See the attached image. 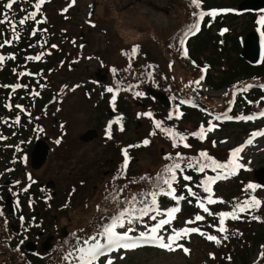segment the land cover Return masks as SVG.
Wrapping results in <instances>:
<instances>
[{
	"label": "rangeland",
	"instance_id": "1",
	"mask_svg": "<svg viewBox=\"0 0 264 264\" xmlns=\"http://www.w3.org/2000/svg\"><path fill=\"white\" fill-rule=\"evenodd\" d=\"M49 1L50 0H46L45 3ZM65 1L66 0H62V3L64 4ZM71 3L72 0H68L65 5L61 7L63 9H68L67 14H62L61 8L57 11L58 8L54 7L52 4H48L49 15L47 16L48 19L58 22L61 20V16L58 12L61 15L66 16L72 10L71 19L68 21L61 20L60 24L63 26L66 24L71 25L69 26L70 30L73 32H71V34L76 42L83 39L89 41L88 46L85 48L79 50L74 49L73 51V53H75L71 56L70 61L71 64H76L77 66L75 69H68L64 78L67 79L68 84H70L71 87L65 91L66 95L61 97L59 105L57 106L58 114L61 117L66 118L68 133L65 138L68 141L70 140V145L66 149L56 148V150L49 156L46 163L35 171V177L38 181H47L52 184L50 191L54 194V197L50 202L52 205L51 210H40L41 215L45 216L44 227L46 229V231H43L44 236H42L40 240L42 242H47L48 238L52 237V235H59V238H63L62 240L66 242L62 244V246H69L68 251L73 250L74 246H77L78 243L82 245L84 239L98 234V232L96 233L94 231L97 226L92 228L90 232H87V225H96L98 222L105 223V217H103L104 215H101L102 212L98 208V202L103 198L102 195L106 194L105 190L107 188L115 190L117 195L123 197V199L121 197V200H125L126 202L128 199L138 194V183L142 177V175H140L142 172H149V170L153 171V175H150L149 173V176H147L153 178L151 181L153 187L148 191L150 192L155 189V177H157L159 171L167 165L164 156L167 153L166 150L168 148L166 146H168V140L159 132H156L155 135L151 134L154 132V122L156 118L164 119V117H166L164 116V112L156 115V117L155 114H153L154 109L157 113L160 111L159 107L152 106L155 105L154 98L144 90H138L136 86L134 87L131 83H127L125 79L126 72H123L121 69L116 68L115 71H113L114 69L111 70L108 81L109 84L101 83L95 78V76L106 75V67H103L105 69L101 70L100 68H102L103 65H107V67L111 68L113 65L112 63L117 57V49L122 45L129 44L135 40L144 41L145 49L147 53H149V57L153 56L155 60L160 61L162 63V71H167L168 66L166 65V58L165 54H163L161 45L181 24V10L176 0H75V3L72 4V6H69ZM92 3L95 5L94 10L96 18L89 19L87 13L89 12ZM238 27H240V24H238ZM82 32H85L84 38L81 37ZM1 49L2 48H0V50ZM141 52L143 51H140V53ZM205 54L207 55L208 53L206 52ZM0 55H2V53ZM236 57L237 54L233 53L232 58ZM143 58L145 60V57H142V59ZM193 65L197 66L195 63H193ZM178 74L181 75V71L178 70ZM171 77V81L166 85L167 90H163L169 96L170 93H172V90H174L176 86H179L175 75L172 74ZM116 78L120 85L132 86V88H125V93L121 94L123 97L120 102L121 108L116 109L115 112H110L107 107L104 108L106 100L98 102L100 96L95 97V103L85 97V92L83 91L84 85L93 86L96 89H100L101 93H105L107 88L116 85ZM187 87L192 91H195V87H197L199 93L210 98L212 105L216 106L218 110L224 111V108L230 106V102L228 103L229 98L226 100L225 89L214 90L205 81H200L199 85H197L192 80H188ZM256 87L258 86L256 85ZM136 93H142V95H136ZM126 95L134 100L126 98ZM246 95L248 94L239 92L238 103L240 102L242 105L240 99H244ZM112 97L113 93L108 92L107 105H111L113 108L115 104L113 105L112 103ZM136 97L146 98L148 99L147 101L151 103L148 106L145 104L139 106L138 104H143V101L141 102L140 100L141 103H137L135 101ZM185 97H187V95L182 92L173 97L177 98L178 100H176V102L182 106L179 109L185 106V104L181 103ZM117 100H119L118 96L116 97L115 102ZM97 102L102 106V111L98 110L99 105L97 106L98 109L95 107ZM220 104L222 106H219ZM241 105L238 106L237 104L236 111L239 113H247L243 112L244 108H242ZM249 105H251L250 102ZM65 107H67V109L64 111ZM249 108H252V106H249ZM120 109L123 110V113ZM146 113H151V116L145 115ZM105 115L107 117H104ZM172 115L176 116V114ZM249 116L258 118L250 121H236L239 125H233L230 123L223 125L220 129L214 128L212 132L207 133V139L202 143L206 145V148L217 155H228L231 153V150L237 148L238 145L242 143L246 137L244 136L245 131L248 128L253 131L252 127L247 126L246 129L245 126L241 125L255 124L259 121L264 122V117H259V115ZM118 117H123L121 124L123 125L124 130H120V124L113 123V138L117 143V148H119V145L121 150L127 148L132 156L128 171L126 173L124 172L125 174L121 171L122 174L120 176H117L118 172L114 170L116 166L119 167L120 165V156L114 148H111L109 144H105L106 141L102 140L101 134V129L106 130L109 122L115 121ZM198 117L209 121V117L205 118L207 116L204 113L203 116L198 114ZM192 121L194 122L195 120ZM211 123L216 124L218 121L213 118ZM200 124L201 122L199 125ZM204 125L205 122L202 126L204 127ZM95 128L98 130L99 136H96L92 141L85 142L79 139L83 133L89 129ZM184 133L186 136L189 134L190 138L193 137L191 133ZM145 139L149 141V144L146 146L143 145ZM201 141L202 140H199L197 143L199 144ZM213 141L216 142V148H213ZM135 145H139V147H129ZM193 150L194 146L189 150L191 151L190 155H193ZM241 157L242 159H239V162L245 166L242 170L249 173L248 185H257L258 183L254 177L253 170L264 166V136L254 139L252 145L244 151ZM222 161L226 160L223 158ZM182 167H184L183 164ZM113 170L115 173L112 172ZM206 170L211 171V169ZM155 172H157L156 175L154 174ZM128 185L130 193H125L124 189L123 191H117L118 186L123 188ZM240 193L241 192L238 194ZM124 195H126V197ZM246 197L247 196H242L240 201L243 202ZM249 197L250 199L254 197L260 200L261 206L259 208H253V210L252 208L246 210L245 213L248 218L250 213L256 214L260 211L261 207L264 206V187L256 188V192ZM204 202L207 205L206 201ZM245 202L250 203L251 201L247 200ZM223 204L226 205V209L230 212L232 207L231 202L224 200ZM159 206L161 210H166L172 207L165 208L161 203H159ZM179 207L181 209V204ZM178 214H180V212L175 214L176 218ZM262 221H264V216L261 219H257L251 228L253 229L260 224H264ZM3 224L4 227H6L7 232L14 231L16 234L19 231V226H16L15 221L12 223L3 222ZM145 225H147V227H145ZM133 226L137 230L134 233H129V235L139 236V233L147 231V228L151 227V224L149 221H140ZM223 227L226 228L227 225L224 224ZM213 228L214 225H212V229ZM249 228L250 226H247V229ZM66 229L67 233L63 232V230L65 231ZM124 230L126 229H118V231ZM172 230L173 229L168 228V226L165 225L164 228L161 229V234L164 235L166 239L168 235L172 234ZM175 230L181 229L179 228ZM240 235L242 240L241 244H244L246 241V233L241 231ZM251 237L249 238L250 241H252ZM97 238L100 239L101 243L104 242L99 236H97ZM189 238L190 236L185 237L184 241ZM183 239L184 238H181V241L177 242V244H181ZM54 240H56V238ZM54 240L52 239V241ZM62 240L57 242L50 250L52 251ZM141 242L146 243L144 241ZM205 245V242L201 240L194 241L191 245L190 253H185L181 248L174 244V251L168 249H144L143 251L136 253L135 248L121 250L117 253L114 251L109 253L107 257L111 258L114 264H207V261H210L208 257L209 255L219 253V245L218 243L208 245V247ZM250 249L251 257L249 264H260L262 253L259 247H256L255 249L251 247ZM232 251L242 253V250L240 249L232 248ZM50 252L48 254L45 253V257L39 256L41 257L40 264L50 263L51 258L47 260V255H49ZM236 256L239 257V253ZM127 257L128 259L124 260ZM100 259L103 260V257ZM217 262L218 261H215L214 263L216 264ZM66 264H69V262ZM96 264H101V262L97 261Z\"/></svg>",
	"mask_w": 264,
	"mask_h": 264
},
{
	"label": "trees",
	"instance_id": "2",
	"mask_svg": "<svg viewBox=\"0 0 264 264\" xmlns=\"http://www.w3.org/2000/svg\"><path fill=\"white\" fill-rule=\"evenodd\" d=\"M176 1L178 2L181 10V24L177 30L173 32L168 39H166L165 42H160L162 43L161 48L163 49V54H165L168 70L165 72L162 71V63L155 60L153 56L149 57L148 53L146 54V58L144 60V58L142 59L141 54L135 55L134 53H131V51H126V49H117V57L113 62L112 69L118 68L123 72H126L125 79L127 83H131L132 86H136L138 90L141 89L146 92L147 87H153L166 91V85L171 81V75L173 74L175 75L179 86H176L174 90H172V93H170L172 101L178 100L173 97L182 92L187 95L185 100H190L195 103L199 102L217 108L212 105L210 98L199 93L197 87H195V91H192L187 87L188 80H192L194 82L197 80L201 73L200 68L202 66L207 67L205 79L207 84L214 90L225 89L226 100L230 97V93L233 88L242 87L244 82L260 79L264 75V60L262 64L253 65L241 57L244 37L251 30L256 28V23H254L255 12H241L238 10L240 3L244 0H202L203 7L206 10H216L219 14L215 18L208 16L204 21L200 32L188 40V56L197 65L196 67L185 59L182 54L180 42L182 33L193 25L196 18V15H193V13H196L198 8L191 4V0ZM35 2L36 0H18L11 10H6L4 8L5 2L0 1V18H2V14L4 13H7L9 17L8 23L0 25V43H2L4 39L13 40L11 45H6L0 51L2 55L9 56L14 54L16 57L15 60H6L4 65L0 66V131L1 134L8 132L7 135L9 138L12 136L6 129V125H2L1 120L4 117L15 116L16 112H10L12 108H15V105L23 104L29 113V116L25 114L26 116H24L21 123L20 130L22 133L18 130L21 137L24 139L28 137L27 125L30 122H33L32 117L48 116L45 106L50 97L51 89L49 87H41V85H47V80L52 79L55 76V68L58 66V63L60 65V63L64 60L66 54L64 49V47H66V43L63 45L61 44L64 41L66 42L67 34L65 29L66 27L68 28L70 24L63 26L57 21L48 19L45 11L37 14V19L44 21L43 23L26 20L25 24H19V20L25 18V15H28V13L32 10V8H30L27 12H25L24 9L27 7H33ZM56 3L57 1L55 0L53 4ZM10 21L15 22L17 27L20 29V39L16 40L12 38L9 27ZM238 24H240V27H238ZM224 29H227V31H223ZM33 31L36 32V35H32ZM222 32L223 34H221ZM52 45H56V47L53 48ZM206 52L208 53L207 55L205 54ZM40 53H44L40 61H31L27 59L30 55L35 56ZM233 53L237 54L236 58H232ZM178 70L181 71V75L178 74ZM25 71L34 75L18 77V73ZM57 76L61 75L57 74ZM16 80L21 81L22 84L28 85V87L23 88L17 95L13 96L10 93L9 88L2 86L13 84L17 82ZM32 90L38 91L40 95L31 97L30 93ZM154 101L155 105L152 106L160 108L159 113H157L155 109L153 110L155 117L156 115H159L162 112L166 113L165 111L169 110L155 99ZM10 102L13 107L11 109L6 108L4 105ZM219 106L222 105L220 104ZM197 113L199 112L187 108L184 117L181 118L182 120L174 121L177 119L176 117H173L172 119L164 117V119L156 118V121H161L162 127L165 128H172L174 130H193L199 125L198 121L200 117L197 116ZM192 120L195 121L193 122ZM245 128L247 129V126ZM154 132L161 133V135L166 137L168 140V149L166 150L167 153L164 156V160L167 165L172 163V160L166 159L168 156H171L173 160L179 161L176 155L177 153H180L183 157H185V162L187 161V158L198 157L196 156L199 155L198 153H192L193 155H190V153L188 154L187 149L180 144V141H177V146L173 147V140L170 139L166 133L157 129L155 124ZM213 148L216 147L214 146ZM163 169L164 168H162L159 173L162 172ZM146 172H142L140 175H142V177L149 176V173L150 175H153L152 170H149L148 173ZM157 172L154 174L156 175ZM117 176L120 175L117 173ZM150 178L151 179H140L138 183L139 191L136 196H139L144 191L147 192L149 186L150 188L153 187V183L151 182L153 178ZM245 179L246 175L244 171V173L242 172L238 177L226 180L221 179L218 181L214 188L217 199L219 201L221 199L226 201L239 198L240 194L238 193L241 191L240 188L242 187ZM201 180H204V175L201 176ZM185 183H187V181H185L181 175L179 182L181 189H183ZM117 188L124 189L127 194L130 193L129 185L123 188L118 186ZM105 192L106 194L102 195L103 198L100 201L108 195H110L109 197L116 195L119 199L117 201L112 198L114 200V208L118 209L125 204V200H121L122 196L117 195L115 190L107 188ZM124 196L126 197V195ZM101 204L104 206L108 205L107 198H105ZM220 205L221 204L217 202L212 206V209L218 213V219L214 218L215 220H219V213L223 210ZM213 210L212 212L214 213ZM196 212H198L197 200L192 196H189L181 218L183 221H186ZM263 216L264 206H262L260 211L256 214L250 213L249 218L247 214L244 213L239 215V219H229L226 222L228 233L217 238V240L220 241V243H218L219 253L209 255L208 257L210 261H207V264H215V261H218L216 264H249L251 247L254 248L257 247L258 244H261L264 250V224H260L258 227L253 229L251 228L253 223L257 219L263 218ZM211 220H213V218H211ZM176 225L178 226L182 224L181 222H178ZM247 226H250V228L247 229ZM91 230L92 228L87 230V232H90ZM208 231L212 232L210 228H208ZM241 231L246 233V244H241ZM2 233L4 234V230L3 232L0 230V237ZM250 237L252 238V241H250ZM197 240L205 242L206 247H208V245L216 244L215 241L207 240L205 235L198 236ZM232 248L240 249L242 250V253L234 252L232 251ZM68 249L69 246L67 245L56 248L53 252L51 264H65L64 257L69 252ZM238 253L239 257L236 256ZM0 259L3 264L26 263L24 261V254L22 251L19 252L17 249H13L1 241Z\"/></svg>",
	"mask_w": 264,
	"mask_h": 264
},
{
	"label": "snow or ice",
	"instance_id": "3",
	"mask_svg": "<svg viewBox=\"0 0 264 264\" xmlns=\"http://www.w3.org/2000/svg\"><path fill=\"white\" fill-rule=\"evenodd\" d=\"M17 2L18 0H8V2L4 4V8L11 10ZM45 2L46 0H38V2L34 5L35 10L28 13V15L25 18L20 19L19 24L20 25L25 24L26 20H33L36 23H43L44 21L37 19V13L41 11V6L44 5ZM74 3L75 0H72V3L69 6H72V4ZM201 3L202 0H191V4L194 5L196 8H200ZM67 10H68L67 8L64 9L65 12ZM218 14L219 13L217 11H210V12L201 11L199 13H193V15H198L200 20H203L206 15L215 18ZM8 22H9V17L7 13L2 14V18H0V25H3ZM258 24L264 27V15L260 17ZM199 30H200L199 23H196L195 25H192L187 32L184 33V36L186 38L189 34L194 35ZM12 31L14 33V38L20 39V33L15 26H13ZM223 31H227V29H224ZM221 34H223V32ZM32 35H36V32L33 31ZM261 36L264 37V32H261ZM12 43L13 40L4 39L3 42L0 43V48H4L6 45H11ZM181 43L183 44L184 40H181ZM52 47L55 48L56 45H52ZM183 54L185 57H187L188 55L187 49H184ZM43 55L44 53H40L35 56H29L27 57V59L31 61H40ZM15 59L16 57L14 54L9 56L0 55V66H3L6 60H15ZM113 71H115V69ZM17 75L18 77H23L34 74L25 71V72H20ZM202 79L203 76H201V80ZM194 83L199 85L200 81L198 80L195 81ZM44 86L45 85H41V87ZM2 87L11 88L12 92H15L18 89L27 88L28 85L17 83L15 85H3ZM251 87L253 86L247 85L244 88H242L241 91L246 92ZM260 87L264 88V84L260 85ZM106 91L112 93L114 89L109 87L106 89ZM32 95L39 96L40 93L38 91H33ZM136 95H142V93H136ZM115 100H116V95H113L112 97L113 105L115 104ZM181 103H184V101H181ZM4 106L9 109L13 107L12 104H5ZM15 108L19 109L21 112L26 111V109H24L22 105L17 104L15 105ZM145 115L151 116V113H146ZM181 115L182 114H178L176 118L177 119L180 118ZM259 117H264V111H261L259 113ZM168 118L172 119L173 117L172 115H170ZM236 118L240 120L250 121L258 117L242 115ZM216 119L231 120L233 119V117L224 114L223 116H217ZM121 120L122 118L118 117L115 121L109 122L106 129V135L109 139L112 138L113 123L120 124L121 125L120 130L121 131L124 130L123 125L121 124ZM3 123L8 124V121L4 120ZM13 123L14 124L20 123L19 114L16 116L15 121ZM155 127L160 131L166 133L169 136V138L173 140V147L177 146L176 144L177 141L184 142L188 138L186 135L178 133L172 128L162 127L161 121H155ZM215 127H216L215 125H210L207 129H205L203 126H201L199 131L193 132L191 133V135L198 137L201 140H204L207 138V133L212 132ZM39 131H43V129H39ZM151 134L155 135L156 133L153 132ZM258 136H264V131L253 133L252 137L246 142V144L248 145L252 144L253 140ZM4 139H7V137L0 134V140H4ZM56 143L59 144L60 140H57ZM215 143L216 142L213 141V146H215ZM148 144L149 141L145 139L143 141V145L146 146ZM129 147H139V145L129 146ZM183 147L190 148L191 145L185 142L183 143ZM243 151H244V146H240L231 150L230 158L226 163H221L217 161L215 158L210 156L207 151H201L198 157L187 158L186 162H185V157H183L180 153L176 154L179 159V162L173 160L171 156L166 157V159L172 160V163L166 165L163 171L160 172L155 178L154 180L155 190L144 193L143 198H138L137 196L134 195L130 201H126V203L130 205V207L120 209L116 215H113L110 218L109 223H105L102 225V231L98 232L97 235L84 239L82 241V245L78 243L77 246H74L73 250L69 251L67 255L64 257V260L66 262H69V264H96V262L99 261L101 257H106L108 256L109 253H112L119 249H135L139 247L141 241H144L146 243H154L156 246L162 249H168L170 251L175 250V248L173 247V245L175 244L177 247L181 248L185 253H188L189 249L183 247L182 244H177V241H179L181 238L187 237L190 233L200 232L198 228H185L179 231L173 229L172 234L168 235L166 239L165 236L161 234V229H163L165 225H170L172 220L176 218L175 214L180 212L181 209L178 206L179 202L187 198L184 195L176 194L177 189L173 185L178 182L177 172L183 173L186 168H192L201 173H204L206 169H211L213 172L217 173L215 176H206L205 179L200 182V185H198V187H202L203 191L207 193V196L204 197L203 199H201L196 192H193L191 187H187V185H185V187L187 188L188 195L196 197L198 201V206L205 213L212 215V213L209 211V208L206 206L204 201H206V203L209 205L218 202L217 199L213 198L214 193L212 190V185L215 184L220 179H228L230 176L236 175L239 169L245 167L243 164L238 163V160L242 159L240 153ZM122 155L124 156L122 171H126L130 162V157L127 148L122 150ZM182 163L184 164V167H182ZM29 179H31V177H29ZM141 179H151V178L141 177ZM183 179L185 181H191L192 177L189 175H184ZM17 183H19V181H17ZM247 187L249 189L255 190L256 188L261 186L255 184H249ZM24 191H27V188H25ZM117 191H123V189H118ZM159 196L170 197L173 201L176 202L177 206L168 208L166 210H161L157 200ZM112 198L117 201L119 199V197L116 195H113ZM219 202L223 203V201H219ZM137 204L141 206L136 207ZM260 206H261V201L253 197L250 203L245 202L243 205L237 204L235 207L236 209H238L239 212H245L250 208H259ZM152 213L155 214L151 215ZM0 215H2V213H0ZM157 216H164L165 218L159 219L157 221ZM219 216H220V224H221V227L219 228L220 232H225L227 230L225 227H223L225 219H227L228 217H231L232 219H239V216L236 215L235 211L231 213L222 212L219 213ZM144 217H149L151 220L157 222L154 224V226L148 227L147 231L140 232L138 237L129 235V233L136 232L137 229L133 225L142 221ZM202 220H204V216L197 214L194 218V221L189 220L186 223L192 224L195 221H202ZM145 227H147V225H145ZM118 229H126V230L118 231ZM200 235H204V233L200 232ZM97 236L103 237L104 242L101 243L100 239H98ZM206 238L209 241H215L216 243H220V241L217 240V237L214 235H208ZM106 264H114V262L111 258H108L106 260Z\"/></svg>",
	"mask_w": 264,
	"mask_h": 264
},
{
	"label": "water",
	"instance_id": "4",
	"mask_svg": "<svg viewBox=\"0 0 264 264\" xmlns=\"http://www.w3.org/2000/svg\"><path fill=\"white\" fill-rule=\"evenodd\" d=\"M241 7L243 9L247 8H254L260 9L264 7V0H246L241 3ZM245 49H244V56L251 61H255L259 56V48L257 46V37L254 32L247 35L245 40ZM154 95L163 101L164 103H169L168 97L163 93L154 92ZM170 105V104H169ZM46 157V153L44 152V157H42V161H44ZM259 181L264 184V169H261V174L258 176Z\"/></svg>",
	"mask_w": 264,
	"mask_h": 264
},
{
	"label": "flooded vegetation",
	"instance_id": "5",
	"mask_svg": "<svg viewBox=\"0 0 264 264\" xmlns=\"http://www.w3.org/2000/svg\"><path fill=\"white\" fill-rule=\"evenodd\" d=\"M36 196H37L38 201L40 202V200L42 199V195L40 193H38ZM49 196L51 198H53L52 195H49ZM48 206L51 207L50 204H48ZM37 213L40 214L39 211H37ZM44 220H45V218L41 219V218H37L35 216H32V219L30 221L24 222L25 232L27 233L24 235V238L27 239V244H26L27 247L32 245L35 249L39 248V246H40L39 243L37 246H34L32 242L34 241L35 237L37 236L39 224L44 223ZM42 236H44V235H42Z\"/></svg>",
	"mask_w": 264,
	"mask_h": 264
}]
</instances>
